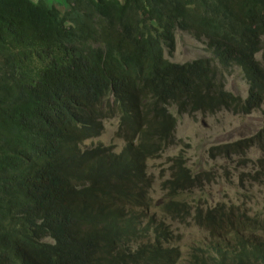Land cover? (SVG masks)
I'll return each mask as SVG.
<instances>
[{
	"label": "trees",
	"instance_id": "1",
	"mask_svg": "<svg viewBox=\"0 0 264 264\" xmlns=\"http://www.w3.org/2000/svg\"><path fill=\"white\" fill-rule=\"evenodd\" d=\"M64 2L63 12L50 0H0V264H178L164 222L139 211L153 183L147 161L174 136L171 107L248 114L264 103L254 58L264 48V0ZM178 29L206 37L211 57L166 59ZM234 67L248 80L245 100L225 89L222 70ZM109 94L127 143L118 153L84 149L103 130L98 106ZM227 147L222 156L237 149ZM171 160L166 197L203 185L196 179L206 175ZM132 177L135 188L125 189ZM195 211L208 230H241L228 207ZM254 239L248 248L238 234L236 247L201 249L190 264L214 254L218 264H264V240Z\"/></svg>",
	"mask_w": 264,
	"mask_h": 264
},
{
	"label": "rangeland",
	"instance_id": "2",
	"mask_svg": "<svg viewBox=\"0 0 264 264\" xmlns=\"http://www.w3.org/2000/svg\"><path fill=\"white\" fill-rule=\"evenodd\" d=\"M50 2L61 11H65L66 2L64 0H50ZM175 41V49L172 52L165 49V57L171 62L185 63L211 57L209 40L206 37L197 38L190 30L178 29L175 33ZM261 55L258 53L257 59L264 66ZM211 61L213 62V60ZM224 75L225 89L242 98L241 100H245L248 97L249 83L243 72L234 67L227 70ZM109 103L115 104L114 98L110 94L103 98L98 106L101 114L107 112L105 117L102 116L103 130L101 134L81 141L82 148L103 146L113 149L114 152H119L125 146L124 139L118 134L120 133L118 128L121 125V117L115 107L110 108ZM171 110L177 120L174 136L168 139L170 141L163 146L165 150L160 153V156L148 160L147 169L154 181L150 190L151 194H147L148 196L146 195L145 198L143 207L145 209L140 210L143 212L148 210L146 212L148 217H155L158 221L164 222L171 233L170 245L177 247L180 251L181 256L178 264H190L194 259V253L201 254V249H210L213 246V249L216 250L228 243L235 245L238 234L246 238L249 237V239H254L255 236L259 239L263 238L264 224H254L255 218H264V132L262 131L264 103L248 114L242 111L236 112L235 109L227 107L213 111L188 110L180 113L175 106L171 107ZM258 136L263 137L261 139L254 138ZM245 138H249V141L240 140ZM230 143L235 144L236 151L229 150L228 156H222L221 147H227ZM174 156L184 158L192 174L203 173L206 175L200 188H191L181 193L180 197L184 204L193 210L197 207H209L217 204H223L228 208L231 205L239 206L238 216L232 225L233 228L241 229L239 232L227 229L211 231L199 226L191 217L176 219L169 214L165 215L158 203L160 200L166 199L167 194L162 185L164 180L172 177L171 159ZM196 181L200 182V178ZM127 195L131 196L132 194L129 192ZM150 197L153 199L152 206L148 200ZM142 202L144 201L142 200ZM248 229H256L258 232H247ZM215 257L214 254L213 258H209L207 264H213Z\"/></svg>",
	"mask_w": 264,
	"mask_h": 264
},
{
	"label": "bare ground",
	"instance_id": "3",
	"mask_svg": "<svg viewBox=\"0 0 264 264\" xmlns=\"http://www.w3.org/2000/svg\"><path fill=\"white\" fill-rule=\"evenodd\" d=\"M34 1V0H33ZM64 10H66V9H64ZM64 12V11H63ZM261 41H262V44H263V46H264V34H262L261 36H260V44H261ZM258 53L260 54H262L261 56H262V58H263V60H264V48L262 49V48H260V50L258 51V52H256L255 53V55H254V58L255 59H257V55H258ZM52 57V56H51ZM53 58V57H52ZM61 59V58H60ZM257 60H259V59H257ZM58 61V60H57ZM64 62V61H63ZM67 62V61H66ZM66 62H65V64H66ZM51 65V64H50ZM59 66H60V64H58ZM34 68V67H33ZM44 68V67H43ZM60 68V67H59ZM58 68V69H59ZM45 69V68H44ZM63 70V69H62ZM68 70H70V68L68 69ZM37 71V70H36ZM41 71V70H40ZM64 72V71H63ZM70 72V71H69ZM225 72H227V71H225ZM66 73V72H65ZM64 73V74H65ZM70 74V73H69ZM119 129V128H118ZM120 137V136H119ZM124 139V141H125V144L124 145H126V143H127V141H126V139L125 138H123ZM123 148L124 147H122V150H123ZM165 150V149H164ZM163 150V151H164ZM112 151H113V149H112ZM162 151V152H163ZM114 152V151H113ZM120 152V151H119ZM161 152V153H162ZM114 153H118V152H114ZM160 156V155H159ZM155 157H158V156H155ZM155 157H152V158H155ZM175 157V156H174ZM150 159V158H149ZM148 159V160H149ZM173 159V158H172ZM147 168H148V161H147ZM147 171H148V169H147ZM148 174L149 175H151L149 172H148ZM204 175V174H203ZM152 176V175H151ZM134 179H133V177L131 178V180H129L128 182H127V185H126V187H125V189H128V188H135V184H134V181H133ZM152 180H153V177H152ZM154 181V180H153ZM165 181V180H164ZM163 181V182H164ZM152 186H153V183H152ZM152 186H151V188H152ZM163 186V185H162ZM151 188L150 189H147L146 188V191H147V194H151L150 193V190H151ZM124 189V190H125ZM143 190L145 189V188H142ZM130 190V189H129ZM146 194V193H145ZM144 194V195H145ZM146 194V195H147ZM181 195V194H180ZM148 196V195H147ZM148 199V198H147ZM146 199V200H147ZM149 202H150V206H152L153 205V199H152V197H150L149 199ZM170 200H173V202L172 203H170L169 201ZM182 201V198L181 197H179V198H174V199H171V198H169V197H166V199H162V200H160L159 201V205L161 206V210L163 211V212H165V215H170V216H172L173 218H176V219H183V218H185V210H187L188 211V214H187V217H191L192 219H194L195 221H196V223L198 224V222H199V219L197 218V214L198 213H196V211L195 210H193V209H190L189 207H187V206H182L181 204H180V202ZM128 203V202H127ZM134 203V202H133ZM134 205H136V204H134ZM142 205V204H141ZM219 205H223V204H217V205H215V206H219ZM129 206H131V204L129 205ZM139 207H140V205H139ZM211 207H213V206H211ZM225 207H227V206H225ZM143 207L141 206L139 209H142ZM200 208H202V207H200ZM241 208V207H240ZM143 209H145V208H143ZM230 209L232 210V211H234L236 214H237V216H238V210H239V206H236V205H231V207H230ZM147 210V209H146ZM139 211H141V210H139ZM148 211V210H147ZM146 211V212H147ZM142 213H144L143 211H141ZM149 214V213H148ZM247 214H248V212H247ZM243 216V215H242ZM157 217V216H156ZM254 217H256V216H254ZM253 217V218H254ZM154 218V217H153ZM245 218V217H244ZM246 219V218H245ZM220 219H218V221H219ZM247 220V219H246ZM245 220V221H246ZM252 220V219H251ZM231 221V223H232V225L234 224V222H235V218H233L232 220H230ZM250 221V220H249ZM223 222V221H222ZM219 223V222H218ZM226 223H227V221H226ZM229 224V223H228ZM236 225H237V223H235ZM258 224H264V218H262V217H259V218H255V224L254 225H258ZM253 225V226H254ZM207 227V226H206ZM248 227V226H247ZM263 227H264V225H263ZM230 228V227H229ZM206 229V228H205ZM208 230V229H207ZM211 230V229H210ZM252 231V233L253 232H258V230H256V229H248L247 230V232H251ZM263 231V230H262ZM262 231H261V233H262ZM232 232H233V229H232ZM211 233V232H210ZM263 234V233H262ZM262 234H260V235H262ZM223 235V234H222ZM228 236V235H227ZM221 237V236H220ZM216 238H218V237H216ZM235 238V237H234ZM258 239V237H256L255 236V239H254V241L255 240H257ZM261 239L262 240H264V237L262 238L261 237ZM231 240V239H230ZM233 240V239H232ZM231 240V241H232ZM261 240V241H262ZM235 241V240H234ZM240 241V240H239ZM225 242V241H224ZM212 244V243H211ZM215 245V244H214ZM225 245V244H224ZM239 245V244H238ZM237 245V246H238ZM221 246V245H220ZM223 246V245H222ZM262 246V245H261ZM211 247V246H210ZM209 247V248H210ZM216 247H218V246H216ZM235 247H236V245H235ZM241 247V246H240ZM244 247V246H243ZM245 247H248V248H253V247H255L254 245L251 247L250 246V241H249V237H248V241L246 242V244H245ZM239 248V247H238ZM242 248V247H241ZM239 250V249H238ZM214 252H216V250L214 251ZM237 252V251H236ZM232 253V252H231ZM209 254V253H208ZM249 254V253H248ZM218 255V254H217ZM228 255H229V253H228ZM231 255V254H230ZM234 255V254H233ZM227 256V255H226ZM239 256V255H238ZM242 256H244L243 255V253H242ZM251 257V256H250ZM219 258V257H218ZM252 258V257H251ZM231 259V258H230ZM234 259H237V257L236 258H234ZM246 259V258H245ZM253 259V258H252ZM255 259V258H254ZM238 261V260H237ZM244 261V260H243ZM258 261V260H257ZM261 261V260H260ZM252 262H254V261H252ZM256 264V263H255Z\"/></svg>",
	"mask_w": 264,
	"mask_h": 264
},
{
	"label": "clouds",
	"instance_id": "4",
	"mask_svg": "<svg viewBox=\"0 0 264 264\" xmlns=\"http://www.w3.org/2000/svg\"><path fill=\"white\" fill-rule=\"evenodd\" d=\"M204 181H205V180H200V183L202 184ZM195 187L200 188V185H195V186L187 187V190H186V191L190 190L191 188H195ZM184 191H185V190H184ZM209 207H211V206H209ZM205 208H208V207H205ZM198 225H199V224H198ZM199 226H201V225H199Z\"/></svg>",
	"mask_w": 264,
	"mask_h": 264
}]
</instances>
